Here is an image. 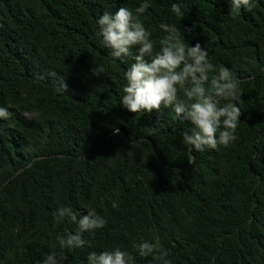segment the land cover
<instances>
[{"label":"trees","instance_id":"16d2710c","mask_svg":"<svg viewBox=\"0 0 264 264\" xmlns=\"http://www.w3.org/2000/svg\"><path fill=\"white\" fill-rule=\"evenodd\" d=\"M143 2L155 51L160 26L174 24L207 50L209 80L225 68L237 82L242 115L228 147L190 151L191 124L171 109L120 103L136 50L112 58L97 21ZM252 5L236 14L230 0H0V107L10 113L0 118V264H44L59 251L64 264H87L117 248L129 264H159L139 255L144 241L169 264H264V0ZM62 206L106 223L61 250L57 237L77 230L56 223Z\"/></svg>","mask_w":264,"mask_h":264},{"label":"clouds","instance_id":"9594fccd","mask_svg":"<svg viewBox=\"0 0 264 264\" xmlns=\"http://www.w3.org/2000/svg\"><path fill=\"white\" fill-rule=\"evenodd\" d=\"M143 2L133 14L121 7L114 14L105 12L98 18L102 45L109 55L121 60L136 50L134 63L125 72L126 83L120 103L131 113H148L154 110L171 109L181 121L191 124L190 131L183 135V143L189 150L203 152L228 147L237 139L236 130L242 115L239 103L238 84L225 68L209 80V74L217 71L208 59V52L199 43L190 46L181 40V33L174 24H162L166 33L160 42L159 51L151 39V32L142 23L140 16L149 8ZM233 13L244 8L252 10V0H230ZM172 12L177 16L181 8L173 3ZM97 65L94 73H103ZM183 93V98L179 95ZM221 101H225L221 104ZM7 108L0 107V118H8ZM119 134V129H114ZM57 224L66 219L77 224L75 234L57 237L61 250L83 247L85 233L91 234L104 227L106 221L94 211L81 218L72 208L62 206L55 213ZM89 247L91 245L89 244ZM141 257H151L159 264H169L168 252L158 243L142 242L138 247ZM67 256L63 251L49 254L44 264H64ZM87 264H129L128 253L119 248L111 251L91 252Z\"/></svg>","mask_w":264,"mask_h":264}]
</instances>
